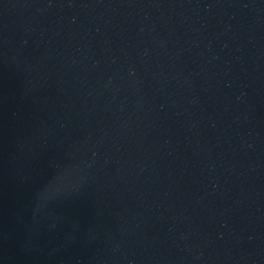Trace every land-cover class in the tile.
Instances as JSON below:
<instances>
[{
  "label": "water",
  "instance_id": "water-1",
  "mask_svg": "<svg viewBox=\"0 0 264 264\" xmlns=\"http://www.w3.org/2000/svg\"><path fill=\"white\" fill-rule=\"evenodd\" d=\"M0 264H264V0H0Z\"/></svg>",
  "mask_w": 264,
  "mask_h": 264
}]
</instances>
